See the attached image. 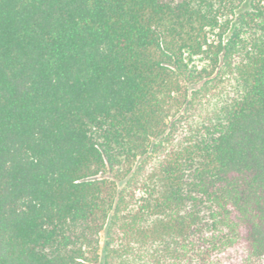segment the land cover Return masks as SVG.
Segmentation results:
<instances>
[{"label": "trees", "instance_id": "trees-1", "mask_svg": "<svg viewBox=\"0 0 264 264\" xmlns=\"http://www.w3.org/2000/svg\"><path fill=\"white\" fill-rule=\"evenodd\" d=\"M0 264H264V0H0Z\"/></svg>", "mask_w": 264, "mask_h": 264}]
</instances>
